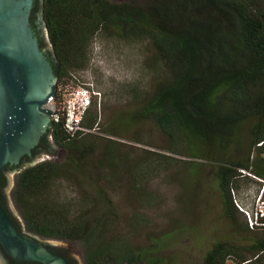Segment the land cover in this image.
Returning <instances> with one entry per match:
<instances>
[{
    "label": "trees",
    "instance_id": "trees-1",
    "mask_svg": "<svg viewBox=\"0 0 264 264\" xmlns=\"http://www.w3.org/2000/svg\"><path fill=\"white\" fill-rule=\"evenodd\" d=\"M47 1L57 5L44 12L57 53V81L67 79L71 69L87 65L98 33L127 43L146 41L143 61L152 81L138 108L120 115L125 119L113 118L102 128L103 136L93 132L101 129L94 102L82 121L89 130L86 133L70 137L61 122L52 121L49 133L58 146L67 149V156L24 168L15 174L11 189L26 230L45 239L81 243L85 264L141 261L143 254L117 233L120 213L98 180L110 182L114 175L113 153L120 141L113 137L130 124L149 120L167 137L170 149L177 150L182 142L192 152L200 144L210 161L230 146L245 149L243 156L230 161L216 158L223 213L232 234L241 240L215 242L204 264H226L228 259L236 264H263L264 227H249L235 204V200L243 201L234 197V189L237 179L244 176L240 170L264 179V143L258 145L264 140V0H150L145 5L117 6L102 1L98 7L92 4L101 0ZM246 121L243 145L236 131ZM102 140L108 144L104 143L103 158L95 163ZM156 154L167 162L172 159ZM104 165L108 173H100ZM64 182L81 189L88 185L92 190L69 200L61 194ZM257 182L259 189L262 182ZM155 263L148 260V264Z\"/></svg>",
    "mask_w": 264,
    "mask_h": 264
},
{
    "label": "rangeland",
    "instance_id": "rangeland-1",
    "mask_svg": "<svg viewBox=\"0 0 264 264\" xmlns=\"http://www.w3.org/2000/svg\"><path fill=\"white\" fill-rule=\"evenodd\" d=\"M149 1L127 2L145 5ZM146 45V41L127 43L119 39H105L98 33L90 46L87 65L70 70L68 81L76 76L91 82L100 92L99 101L94 103L101 129L93 131L94 134L103 136L105 132L102 128L113 118L119 116V120L125 119L120 115L137 109L140 98L149 91L152 78L143 61L147 55ZM227 103L224 102V105ZM248 122L240 125L236 131L238 134L235 132L243 145L246 143ZM113 138L120 141L115 144L117 148L113 153L117 166L112 167L114 175L111 181L99 179L98 186L108 194L120 213L117 233L124 235L143 254V259L137 264H148V260H156L155 264H204L205 254L215 242L225 239L240 242V236L232 234L230 223L223 213L217 186L216 158L230 161L243 156L245 149L240 151L230 146L223 153L217 152L216 158L211 161L207 151L200 149V144L192 152L185 150L186 144L182 142L177 150L170 149L166 147L169 145L167 137L149 120L130 124L120 136ZM136 138L142 142H137ZM100 143L94 156L95 163L103 158L106 150L104 143L108 144L105 140ZM161 147H164L163 150ZM156 153L172 156V159L167 162L166 158ZM67 154V149L55 145L53 153L46 159L61 161ZM107 167L104 165L100 173H108L110 169ZM14 177L9 173L13 181ZM13 185L7 186L5 199L7 205L17 211L11 196ZM235 185L234 197L249 204L257 191L258 182L244 175L237 179ZM84 187L81 189L78 184L64 182L62 197L70 200L78 197L83 190H92L88 185ZM239 219L244 222L241 214ZM245 236L248 237V234ZM47 240L54 244L65 243V240ZM67 242L71 249L83 254L81 243ZM226 264L236 263L228 259Z\"/></svg>",
    "mask_w": 264,
    "mask_h": 264
},
{
    "label": "water",
    "instance_id": "water-1",
    "mask_svg": "<svg viewBox=\"0 0 264 264\" xmlns=\"http://www.w3.org/2000/svg\"><path fill=\"white\" fill-rule=\"evenodd\" d=\"M25 5L26 0H0V177L6 175L8 187L14 183L9 173L45 160L57 145L51 140L52 151L33 155L40 139L51 136L53 112L45 104L55 93L57 75L38 44ZM8 208L20 232L0 204L2 248L16 259L64 264L62 257L47 250L52 243L28 232L17 211ZM0 259L4 261L1 254Z\"/></svg>",
    "mask_w": 264,
    "mask_h": 264
},
{
    "label": "built area",
    "instance_id": "built-area-1",
    "mask_svg": "<svg viewBox=\"0 0 264 264\" xmlns=\"http://www.w3.org/2000/svg\"><path fill=\"white\" fill-rule=\"evenodd\" d=\"M99 99L100 92L93 87L91 82L72 76L69 81L68 79L57 81L55 93L48 98L45 106L52 110L53 121L61 122L66 133L70 137H75L89 131L82 125V121L92 103ZM263 143L264 140L258 145ZM240 171L262 182V185L257 189L249 204L238 200H235V204L244 214L250 228L264 227V179L245 170Z\"/></svg>",
    "mask_w": 264,
    "mask_h": 264
},
{
    "label": "flooded vegetation",
    "instance_id": "flooded-vegetation-1",
    "mask_svg": "<svg viewBox=\"0 0 264 264\" xmlns=\"http://www.w3.org/2000/svg\"><path fill=\"white\" fill-rule=\"evenodd\" d=\"M27 5L24 7H27L30 9L29 14V22L31 25V28L33 29L38 44L41 48V50L45 53V55L49 58L54 73L56 74V65L58 60H55L57 58V53L55 51L54 45L52 44V40L49 34L48 30V21L46 20L44 16V12L47 9L55 8L56 2H48L47 0H26ZM102 1H105L106 3L117 6L120 3H129L128 0H101L99 2H96V4H92L93 7H98L102 3ZM49 46V48H48ZM51 140L50 138L42 137L37 145V147L33 150V155H36L37 153L41 151H47L50 152L51 150ZM54 141V140H53ZM7 168H13L12 166H9ZM6 168V169H7ZM3 178L1 180V186H0V204L3 206V208L8 212V214L12 217L13 222L15 225V218L12 216V213L10 209L8 208V205L6 203V196H5V189L7 186V179L6 175L2 174ZM19 227V226H17ZM17 231L20 232V229L17 228ZM68 242L65 241L62 243H52L51 245H47L46 248L49 252L58 255L63 258L64 264H85L83 254L79 250L71 249L68 246ZM0 254L3 257V262L1 264H46L37 260H26V259H16L12 257L10 254H8L0 245ZM137 264V263H134Z\"/></svg>",
    "mask_w": 264,
    "mask_h": 264
}]
</instances>
